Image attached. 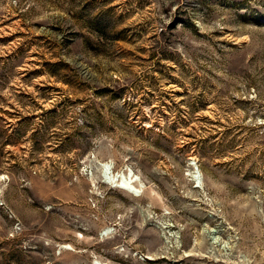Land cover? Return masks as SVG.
I'll return each mask as SVG.
<instances>
[{
	"label": "rangeland",
	"instance_id": "1",
	"mask_svg": "<svg viewBox=\"0 0 264 264\" xmlns=\"http://www.w3.org/2000/svg\"><path fill=\"white\" fill-rule=\"evenodd\" d=\"M0 264H264V0H0Z\"/></svg>",
	"mask_w": 264,
	"mask_h": 264
},
{
	"label": "bare ground",
	"instance_id": "2",
	"mask_svg": "<svg viewBox=\"0 0 264 264\" xmlns=\"http://www.w3.org/2000/svg\"><path fill=\"white\" fill-rule=\"evenodd\" d=\"M102 168H104L105 170L108 169V164L104 163V164L102 165ZM101 170H102V169H101ZM119 173H120V172H119ZM121 173H122V172H121ZM115 176H117V177H116V178H117V179H116L117 181H119L120 178H121V180H122L121 182H122V183H120V186H121L122 188L124 187V188H126V189H128V190H130V191H133V192H136V190L138 191V189L135 190L133 187H131L132 185H131V186H128L127 184L124 183V179H126L127 177H129L130 180H131V178H132V174L130 173V171H129V173H126V176H125V175L122 176V174H121L120 176H119V175H115ZM196 177H197V176H196ZM132 179H133V178H132ZM110 180H111V178H110ZM116 180H115V181H116ZM134 180H135V179H134ZM131 181H132V180H131ZM119 182H120V181H119ZM112 183H113V182H112ZM133 183H134V182H133ZM113 184H115V183H113ZM134 194H135V193H134ZM137 194H138V193H137Z\"/></svg>",
	"mask_w": 264,
	"mask_h": 264
}]
</instances>
